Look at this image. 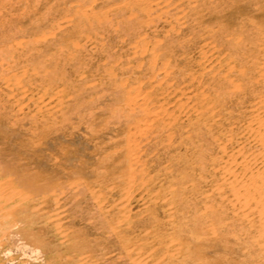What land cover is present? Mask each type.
Returning <instances> with one entry per match:
<instances>
[{"label": "rangeland", "instance_id": "374dc122", "mask_svg": "<svg viewBox=\"0 0 264 264\" xmlns=\"http://www.w3.org/2000/svg\"><path fill=\"white\" fill-rule=\"evenodd\" d=\"M131 5L0 0V264H264V0ZM165 63L219 79L218 145L176 135L125 200L117 90Z\"/></svg>", "mask_w": 264, "mask_h": 264}, {"label": "bare ground", "instance_id": "6f19581e", "mask_svg": "<svg viewBox=\"0 0 264 264\" xmlns=\"http://www.w3.org/2000/svg\"><path fill=\"white\" fill-rule=\"evenodd\" d=\"M175 1L177 0H131L132 5L130 6L129 11L135 15H138L137 13L140 12L147 13L148 15H150V12L152 11V9L150 8L152 7L160 8L164 5L165 6L174 5ZM122 4L124 3L122 2ZM168 66L169 65H166L165 63L163 70H161L162 77L159 78L158 75L160 74V72L157 71V66L149 65V67L146 69L147 72H145L143 75L136 76L131 82L130 81L128 83L125 82L126 87L117 90V95L120 98L117 101V104H119V106L121 107H120V114H118L114 118L117 120L116 122L118 126L121 127L120 132H123L124 135V140L122 144L123 147L121 146L122 148L120 152L117 153V155L121 158V160H119L118 164L114 166L104 176L105 178H109L108 179L109 181L111 180L112 183L111 188L123 192V198L125 200L131 197L130 196L131 192L138 186V184L139 187L146 185L147 182L144 183L142 180L144 177L143 172L151 171V169H153V166L158 163L157 161L159 159L160 150L163 149L165 151H171V149L173 148V146L171 145L176 135L181 136L182 133L185 132L186 136L183 137L182 135L181 136L182 138H180V140H187L191 142L195 139H202L205 142L206 140L208 139L210 140L211 138H213L214 140L211 139L213 143L218 145L217 141L219 140L215 136V133L217 132V131L215 132V130L219 125V121H218L219 119L217 118L221 116L220 109L217 107L218 104L220 105L221 103V98L216 96L215 91H217V87L220 88V86L218 85L219 79L218 80L214 78L210 79L208 81V84L206 85V88L202 90L200 86L201 83H203L202 82L203 80H199L198 82H196L195 85L194 82L197 81V77H196L197 75L193 76L190 72L191 69L189 67L187 68L186 66V68L174 70L173 66L172 67L169 66V68L173 69V71L172 70L170 71L169 69H167ZM219 84H221V82H219ZM208 88H212V91H214L213 95L207 93ZM188 90L195 91V94L191 95L187 93ZM183 117H185L184 120ZM257 122L261 130H264V121L259 120ZM185 127L186 130L184 131L183 129ZM120 129H118V131ZM263 137L264 134H262L261 138ZM117 141H118L117 143H119L120 140ZM212 149L213 148H211V150ZM147 155H149L148 158L145 157ZM144 157L145 159H143ZM261 157L264 163V152L261 154ZM211 163L212 165L213 164L217 165L216 157H214L211 160ZM97 164L99 165V163ZM168 178L169 177L166 176L165 180H168ZM171 179L172 181H170V184H175L177 186V189L181 193H184L185 189L189 187V186L188 187L184 186L185 183L186 184L188 183L187 182V180L189 179L188 176L173 177ZM263 180L264 178L262 177L256 178V183L261 184L259 190H258V185L255 184L252 193L250 191L251 189L246 190L244 193L247 195L251 193L250 194L251 196L259 195L260 196L259 198H262V191L264 190ZM243 186L247 187L248 183L243 184ZM154 187L155 186H152L151 184L148 185L146 189L147 191H151ZM201 189L202 188L200 186V183H198V185H195L193 187L192 191L197 192L200 191ZM123 248L127 252L129 247L124 245ZM133 248H135L136 250L138 247L135 246ZM127 254L130 255L129 252H127Z\"/></svg>", "mask_w": 264, "mask_h": 264}]
</instances>
